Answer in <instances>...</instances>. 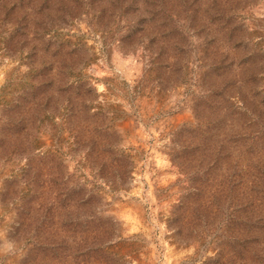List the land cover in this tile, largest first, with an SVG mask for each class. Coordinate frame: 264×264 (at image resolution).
<instances>
[{
    "label": "rangeland",
    "instance_id": "rangeland-1",
    "mask_svg": "<svg viewBox=\"0 0 264 264\" xmlns=\"http://www.w3.org/2000/svg\"><path fill=\"white\" fill-rule=\"evenodd\" d=\"M0 264H264V0H0Z\"/></svg>",
    "mask_w": 264,
    "mask_h": 264
}]
</instances>
